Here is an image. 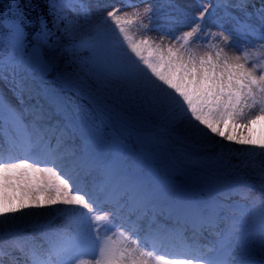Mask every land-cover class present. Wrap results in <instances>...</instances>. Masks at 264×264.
Here are the masks:
<instances>
[{
  "label": "snow or ice",
  "instance_id": "1",
  "mask_svg": "<svg viewBox=\"0 0 264 264\" xmlns=\"http://www.w3.org/2000/svg\"><path fill=\"white\" fill-rule=\"evenodd\" d=\"M76 4L83 8L82 0H48L47 15L37 18L38 28L29 33L33 27L30 20L20 8L0 19V82H3L12 93L9 99L0 89V120H8L21 129L23 147L36 153H43L47 157H55L56 148L46 138L43 121H51L63 117L66 134L74 137H87L91 131L87 120L78 119L79 109L68 99L47 87H42L43 76L53 70V63L44 57L43 46L49 45V39L54 34L53 29H60L62 34L73 38L77 35L75 21L71 18L77 15ZM217 6L229 7V0H217ZM249 6L253 7L261 20H264V0L257 8L252 0H235L230 7L235 13L250 16ZM134 8L133 4L128 5ZM174 9L182 16L187 10L181 5ZM122 10L113 9L107 12L106 18L111 20L123 35L135 59L122 52L117 44L109 39L101 38L99 26L89 25L87 22L78 25L79 40L75 45L87 49L90 53L87 61L85 76L77 90L82 99H86L92 111L100 117L102 124L111 126L118 136L109 142L104 137L96 136L90 148L85 149L81 164L85 167H95L104 177L103 187L113 188L121 185L132 187L136 195L133 197L134 211H138L146 202L166 200L172 202L176 211L186 216L195 217L201 226L216 227L218 215L215 207L201 212L181 193L176 192L166 177L157 173L152 165L153 154L146 151L140 160H133L132 154L125 150L124 141L129 138L142 145H152L158 148L167 144L165 137L173 141L184 142L186 134L193 137L191 146L199 149L201 145L196 138H220L239 146L228 148L227 153L221 152L218 157L195 154L190 163L201 166L213 159L234 157L235 168L251 166L256 153L250 149H259L264 156V29L258 40L259 58L252 62L250 56L256 54L244 45L237 47L232 42V32L222 27L211 29L205 24V18L213 15L206 6L201 7L198 16L192 24L177 36L175 44H153L148 39L135 41L128 35L127 25L134 23L119 13ZM151 6L144 9V13L153 12ZM237 19L234 13H228ZM238 26H240V22ZM51 23V28L49 24ZM96 32L93 38L89 35ZM241 34L249 35L247 25L241 26ZM218 41V43H212ZM202 43L207 49L201 52L191 44ZM70 50V49H68ZM12 100L16 103L13 104ZM28 101H35L29 109L34 114L31 123L23 120V111L17 105H26ZM261 126V133L257 136L256 126ZM214 143H216L214 141ZM17 141H12L15 147ZM230 162V161H229ZM143 163L147 171H134ZM164 168L175 167L176 161L161 156ZM35 162L22 160L19 162L0 160V218L14 216L28 207H37L27 203L18 204L21 186L24 181L18 180L22 176H40L46 173L49 178L59 176L64 187H69L66 177L52 166L35 167ZM189 182H199L207 177L192 171L186 173ZM36 183V181H33ZM63 192V187L58 189ZM30 195V193H29ZM46 195L41 193V196ZM72 196L71 190L68 192ZM120 205L119 196L112 193ZM84 202L79 197L65 199L61 196L56 200L42 201L39 207L62 204L66 206L81 205ZM259 216L261 220V247L264 248V185L259 198ZM87 207L86 204H84ZM123 208V205H120ZM244 209L242 217L255 212ZM104 216H97V222L104 220ZM129 222L137 225L128 215ZM242 221L241 224L245 223ZM10 228V225H0ZM237 225H229L223 235L217 254L210 258L183 257L165 261V264H253L247 255L237 253L243 241L237 234ZM76 239V234L60 233L57 240L62 242L65 249L70 248ZM24 245L19 244L18 250L23 251ZM32 264H47L36 252ZM52 251L57 252L56 243L52 244ZM109 256L119 255L121 260L127 259L129 264H144L143 252L136 248H129L124 240L119 243L109 242L106 245Z\"/></svg>",
  "mask_w": 264,
  "mask_h": 264
},
{
  "label": "rangeland",
  "instance_id": "2",
  "mask_svg": "<svg viewBox=\"0 0 264 264\" xmlns=\"http://www.w3.org/2000/svg\"><path fill=\"white\" fill-rule=\"evenodd\" d=\"M82 0L83 8H81L80 4H76L75 8L77 9V15L72 16L71 18L75 21V30L77 35L73 38H69L62 34V36L68 40V49L70 52L76 51L78 60H74V68L70 70L67 74L56 73L52 75L53 79L43 78L42 87H47L49 89L54 90L59 93L62 97L70 100L78 109H79V117L78 119L87 120L91 131L88 136L95 139L96 136L104 137L107 141L111 142L115 140L118 136V133H115L111 126L102 124L100 122V117H98L91 109V106L87 102L86 99H82L77 90V86L81 84L85 73L87 65L81 64V61H87L90 53L87 49H81L76 47L75 45L79 40V27L78 25H83L87 22L92 26H99L101 29L100 37L107 38L110 41H113L117 44L122 52L131 55L134 59V54L131 53L130 48L128 47L127 42L123 39V35L119 32L118 27L109 19L106 18V14L108 11L113 9L122 10L119 14L126 16L128 19H132L134 23L127 25L128 35L131 36L135 41L139 42L142 39H148L150 42L155 44H160L163 41L164 45L167 46L169 43L175 44L176 40H172L171 37L177 36L179 33L184 31L189 25L192 24L194 17L198 16L201 7L206 6L210 13L213 15L211 18H205V24L211 29L215 30L217 28V22L220 17L223 16V13H216L215 8L217 7V3L215 0H128L129 3L134 5V8H127L128 2L127 0ZM124 2V3H123ZM181 5L183 9L187 10V15L182 16L179 12L174 9L175 5ZM151 6L154 10L153 12L144 13V9L147 6ZM225 9V8H224ZM226 10V9H225ZM228 11V9L226 10ZM224 12V11H222ZM9 14V12H4L3 16ZM246 16V15H245ZM237 17V16H236ZM257 17V18H256ZM238 18V17H237ZM246 18H251L250 21L258 24L260 26V21L262 22V26H264V20H261L258 16H246ZM232 20V16L228 14L222 20ZM218 20V21H217ZM220 20V21H222ZM231 27L224 28L229 31H234L235 23L230 22ZM223 28V27H222ZM35 31V30H34ZM238 39L237 40L232 35V42L240 47L244 45L246 49L251 45H256L257 48L251 49L254 55L250 56V61L255 62L259 58V52L257 51L259 47V43L255 40L244 41L242 37L235 32ZM89 35L95 38L98 34L96 32H91ZM63 38H57V35L53 34L49 39V45H59ZM212 43H218V41H212ZM43 46V52L49 58V60L53 63L54 67L56 66L57 60H59V54L57 51L51 50V46ZM60 45L59 47H61ZM191 46L195 49L200 50L201 52L207 49L206 45L202 43L191 44ZM4 46L0 45V51H3ZM49 51V55H48ZM63 52V47L61 48ZM0 89H3L4 94L12 99V93L8 90V87L5 83L0 82ZM33 101H28L26 105H17V108L22 109L23 111V120L25 123H31L32 116L29 109L35 104ZM12 103L15 104L16 101L12 100ZM31 104V106H27ZM28 111V112H27ZM55 120V123H52ZM51 121H46V125H49L48 132L50 133V138L55 135H62L64 140H66L65 145H78L81 146L83 143L81 141L77 142V137L71 136L65 133L63 117H57ZM51 126V127H50ZM18 128L17 125L8 121V120H0V134L3 136L10 135L15 137L13 134L15 129ZM55 130V131H54ZM187 139L184 142L173 141L170 137H165L168 141L167 144H161L158 148H154L152 145H142L137 142L135 138H129L124 141L125 150L132 154V159L130 163L135 160V155L137 150H140L143 154L146 151H151L153 154L152 165L157 170V173L161 176L167 178H172L176 182H184L187 185H192L197 188V205L203 203L202 196L207 194L211 185L216 182L221 183L222 181H232L229 178L223 179V173L218 169L223 168V166L227 165L229 162L226 158L221 159H213L205 162L201 166H195L190 163L191 159L195 154L203 156H212L218 157L221 152L227 153V147H222L220 143V138L212 137L210 139H202L196 138L197 143L201 145L199 149L192 147L193 137L190 134H186ZM60 137V136H59ZM61 141L64 143L65 141ZM214 141L216 143H214ZM224 143V142H222ZM161 156H164L167 159H171L176 161L175 167L164 168L161 163ZM235 162L231 164L234 165ZM35 166V165H34ZM50 166V165H48ZM37 167V166H35ZM41 168L43 166H40ZM231 173L237 171V177L240 180L247 179V171L245 168H235L232 167ZM134 171L146 172V166L141 163L138 169H134ZM192 171L200 173L202 176L207 177L206 179H202L199 182H189L188 175ZM67 175V174H66ZM36 183H32L26 180L25 176L18 177V180L24 181L25 185L31 184L30 195L28 197L21 196L17 201L18 204L33 205V200L37 201V208L28 207L23 212L17 213L14 216H7L5 218H0V225H10V228H2L0 227V250L8 252L13 249V246L16 243L26 244L31 247L34 246L35 250H37L34 245V241L32 240V236L38 235L43 240V247L52 248V244L54 241L53 238L57 237L61 232L68 231L71 234L76 231L74 228L76 225L72 227L75 216H78L79 213L89 214L91 218H93L94 223L96 222L97 216H104L105 219L99 221V225H87V227L82 231L79 230V234L76 235L79 240L84 243H93L95 240L97 241V246L95 244V249L99 253V258H96L94 261H90L86 258L80 259L75 258L72 264H129L127 259L121 260L119 255L109 256L106 251V245L109 242L119 243V241L124 240L129 248H136L138 253L143 252V261L144 264H165L164 260H154L150 258L142 248L138 247V244H135L130 238L131 236L128 233L122 231L120 226L110 222L111 226H117V228H112L111 231L107 232L105 238H101L97 230L100 229V225L107 220L106 213L96 212L92 209L96 215H92L89 207H85L84 204L88 205L89 203L85 201V197L83 194H80V190H72L71 187H67L66 191L59 192L58 189L63 187L62 180L59 176H54L49 178L46 173H43L40 176H29ZM70 177V176H69ZM33 185V186H32ZM227 187V185H225ZM64 189V188H63ZM69 190L72 192V196L68 195ZM41 193H45L46 195L41 196ZM63 196L65 199H72L74 197H79L84 203L81 205H72L66 206L62 204L56 205H47V214L43 215L44 207H39V205L48 200H56ZM259 198L260 194L257 193L256 189H249L247 195L245 197H237L234 196L232 198H224L225 201L222 203L215 200V204L222 208L225 215L228 217L224 228L221 229L222 235L225 229L232 225L231 223L235 220L234 216L236 213H240L244 209H253L255 208V212L246 217V222L242 225H237V227L242 226L243 229L239 232L240 238L244 239L245 242H248L252 247L260 248L261 247V220L259 216ZM209 200V199H207ZM68 214L71 218V224L67 222H63V216ZM117 216V215H116ZM240 215V219L242 220ZM65 219V218H64ZM243 221V220H242ZM36 222V226H31L30 224ZM119 224H125L119 223ZM236 225V224H235ZM29 230H32L33 233L29 234ZM32 235V236H31ZM222 235L220 236L222 238ZM242 239V240H243ZM25 247V246H24ZM33 247V248H34ZM219 248V247H218ZM217 248V250H218ZM212 254H216L217 252H210ZM264 253V252H258ZM211 254V255H212ZM209 255V253H208ZM264 256V254H263ZM206 257H210L206 256ZM56 262V261H55ZM57 264H64V261H58Z\"/></svg>",
  "mask_w": 264,
  "mask_h": 264
},
{
  "label": "bare ground",
  "instance_id": "3",
  "mask_svg": "<svg viewBox=\"0 0 264 264\" xmlns=\"http://www.w3.org/2000/svg\"><path fill=\"white\" fill-rule=\"evenodd\" d=\"M43 130L46 132V136H48V133H47L48 128L45 125H44ZM260 133H261V126L257 125L255 134L257 136H259ZM87 138H89V137H84L83 139H87ZM20 140L23 142V135H21ZM50 143H51L53 148H56V150L60 146L59 139L52 140ZM223 145H226L227 149L228 148L235 149V148L239 147V146H236L234 144H229L228 142H224ZM90 147L89 146L87 147V145H83L82 147H76L75 145H72V146L66 145V146L62 147L59 151V157H60L59 169L60 170L66 169V171L68 172L70 169H73V171H75V169L79 168L78 170H76V172L72 176V180L70 181V184H69L71 188H74L78 184V182L81 178H82V183H87V181L89 179H91L88 176V174L92 171H94V175L96 173L99 176H103V174L99 170H96L95 167H85L80 162L81 158L85 155V149L90 148ZM11 150L14 153H16L17 159H20L23 156H27L26 155L27 150L23 149V147H21L19 145H16L15 147L12 146ZM250 151L255 152L256 155L254 158V163L251 166H246V168L248 170V174H253V176L248 181L250 184L256 186L258 184L264 183V156L260 155V150L258 148L257 149H250ZM55 156L58 157V154H56ZM28 159L31 160L30 158H28ZM227 159H228L227 161L228 162L230 161V162L227 164L226 168H229L231 166V164L235 162L236 158L228 157ZM260 160H262V162ZM42 174H43V172L41 173V175ZM86 175L88 176L87 179H86ZM94 175H92V178L94 180H96V177ZM25 177H26L27 181L33 183V180L31 177H29V176H25ZM84 180H85V182H83ZM100 182L101 181L98 180V182L96 183V188H93L94 184H91L90 186H88V188L91 187V191H96V189H98L100 186ZM30 188H31V184L21 186V193H22L21 196L28 197L29 193H30ZM63 188H64L63 192L66 191L67 187L63 186ZM103 189H104L103 187H101L99 189L101 194H99L100 197L98 198V200L102 196H104V194H105L109 198H112L115 206H118V204H117V202H115L116 199L114 198L112 193H115L116 195L121 197L124 192H127V198H126L127 203L123 205L124 208L122 210H124V215L132 213L131 214V218H132L131 220L135 221L136 225L139 226V229H138V227L137 228H130L133 230L134 235H136L137 238L138 237L141 238L142 236L145 235V233L153 232L154 231L153 229L155 227L163 228L164 225H168V228H170V230H167V232H170L172 230L175 231V228H173V227L174 226L177 227L179 225L178 223H181V222L182 223H190V222L191 223H196V222L200 223V221L195 217L186 216L182 213L177 212L175 207L173 206L172 202L166 201V200L153 199L152 201L146 202L143 205V207H141L138 211H134L135 205L133 204V197L136 195V193L132 187H129L126 185H121L119 187L113 188L112 190H109V191L105 190L104 192H102L101 190H103ZM215 192L221 193L217 189L215 190ZM96 194H97V192L95 193V195ZM98 200H97V202H98ZM32 202L34 203L33 205L37 206L36 200H33ZM46 202H47V199H46ZM120 203H121V200H120ZM207 204H210L209 208L214 207L212 203H207ZM36 208L37 207H34V209H36ZM197 209L206 210L207 206L202 205V206L198 207ZM44 210H45V212L43 211L42 214L46 215L48 213L47 207H44ZM141 217H144V219ZM81 218L83 221H85V223H87V219L85 218V216H81ZM218 220H219V218H218ZM64 221L69 222L68 219H65ZM36 224L37 223L34 222L30 225L35 227ZM218 224H219V222L217 223V226H218ZM130 227H132V226L130 225ZM208 229H211V228L208 227ZM28 233L32 234L33 231L29 230ZM63 233H67V234L71 235L69 232H63ZM136 233L138 234V236ZM161 234H163V232ZM208 237H210V236H208ZM155 238H158V235L154 234L153 238L150 241L152 243L156 242V244H157L158 241L155 240ZM33 240H34V243L36 245L42 246L44 244L42 238L38 235H34ZM57 243H59V248H64L62 242L58 241ZM19 244H21V243H16L13 246V250L9 251L8 253L3 251V250H0V264H6V263L18 264V263L27 262V259L30 261L31 258H33L32 253L30 251L26 250L25 248L23 249V251L18 250ZM177 253L175 255H179L181 252L179 251ZM39 255L41 257L46 258L48 261H54L57 258H62L63 260L68 261V259L63 254L59 255L56 252H53V251L50 252L47 247L41 248L39 250Z\"/></svg>",
  "mask_w": 264,
  "mask_h": 264
},
{
  "label": "trees",
  "instance_id": "4",
  "mask_svg": "<svg viewBox=\"0 0 264 264\" xmlns=\"http://www.w3.org/2000/svg\"><path fill=\"white\" fill-rule=\"evenodd\" d=\"M19 4L20 8L23 10L24 14L33 21V27L29 29L30 30H36L38 28V24L36 23L37 18L41 15H47V4L48 0H0V19L4 18L3 13L4 12H13L15 10V5ZM49 27L51 28V23L49 24ZM34 32V31H33ZM53 32L55 35H57V38H63L59 45H49L51 46V50H54L58 52L59 54V60L56 62V66L54 67L53 73H60L61 75L67 74L71 68L74 67L73 59H74V52H70L68 50V40H66L62 34L60 29H53ZM62 45L61 47H59ZM63 47V52L61 51V48ZM49 55V51H48Z\"/></svg>",
  "mask_w": 264,
  "mask_h": 264
},
{
  "label": "water",
  "instance_id": "5",
  "mask_svg": "<svg viewBox=\"0 0 264 264\" xmlns=\"http://www.w3.org/2000/svg\"><path fill=\"white\" fill-rule=\"evenodd\" d=\"M46 75H47V74H45L44 76H46ZM176 187L181 191V193H183V194H185V195H187V196H190V197L193 196V193L190 192L191 189H188V188L184 187L183 184L177 185Z\"/></svg>",
  "mask_w": 264,
  "mask_h": 264
}]
</instances>
